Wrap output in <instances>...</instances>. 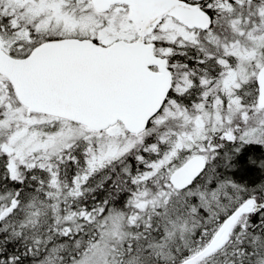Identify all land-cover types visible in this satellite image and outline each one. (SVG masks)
<instances>
[{
	"label": "snow or ice",
	"instance_id": "1",
	"mask_svg": "<svg viewBox=\"0 0 264 264\" xmlns=\"http://www.w3.org/2000/svg\"><path fill=\"white\" fill-rule=\"evenodd\" d=\"M0 264H264V0H0Z\"/></svg>",
	"mask_w": 264,
	"mask_h": 264
},
{
	"label": "trees",
	"instance_id": "2",
	"mask_svg": "<svg viewBox=\"0 0 264 264\" xmlns=\"http://www.w3.org/2000/svg\"><path fill=\"white\" fill-rule=\"evenodd\" d=\"M257 151L259 152V149H257Z\"/></svg>",
	"mask_w": 264,
	"mask_h": 264
}]
</instances>
